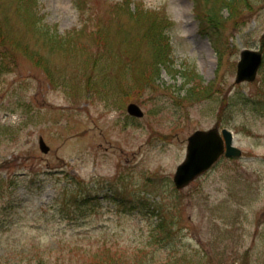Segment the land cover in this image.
<instances>
[{
	"label": "rangeland",
	"instance_id": "obj_1",
	"mask_svg": "<svg viewBox=\"0 0 264 264\" xmlns=\"http://www.w3.org/2000/svg\"><path fill=\"white\" fill-rule=\"evenodd\" d=\"M73 1L0 0V264H264V61L235 82L241 50L263 49L264 0ZM213 127L241 157L176 190L187 138Z\"/></svg>",
	"mask_w": 264,
	"mask_h": 264
},
{
	"label": "water",
	"instance_id": "obj_2",
	"mask_svg": "<svg viewBox=\"0 0 264 264\" xmlns=\"http://www.w3.org/2000/svg\"><path fill=\"white\" fill-rule=\"evenodd\" d=\"M260 63V53L248 50L243 51L237 66L236 81L253 80ZM127 110L133 116H142V112L134 104H130ZM221 133L222 137L216 129L196 131L188 138L186 158L177 166L173 177V182L177 189L185 187L197 176L209 169L223 153L227 157L240 155V150L232 146V134L225 129ZM40 148L45 153L48 151V147L42 139H40Z\"/></svg>",
	"mask_w": 264,
	"mask_h": 264
},
{
	"label": "trees",
	"instance_id": "obj_3",
	"mask_svg": "<svg viewBox=\"0 0 264 264\" xmlns=\"http://www.w3.org/2000/svg\"><path fill=\"white\" fill-rule=\"evenodd\" d=\"M215 1L221 4L222 7H224L229 13H232V14L236 13L237 11L241 12V10L250 9L252 5L251 4L252 0H215ZM148 19H151V18H148ZM149 28L151 30L153 29L152 23L149 24ZM158 32L153 31L151 37L148 36L149 44H151V46H153L154 48H157L160 43L161 45H164V46L167 45V42L165 40L161 42L160 37H162V35ZM163 56H164L163 53H157L156 61L163 62V59H162ZM38 60L39 59L35 61L38 62ZM85 203L86 201L84 199L75 198L73 200V206H75L76 210H83V206L85 205ZM141 252L142 251H138L137 253L121 254L118 252L104 251V253L102 254H94L93 257L89 259L82 260L81 262L78 261L77 264H132V260L135 261L134 258H136V255L140 254ZM12 259H14L13 255H12ZM24 259L28 260L29 263L27 264H58V260H56L55 262L45 261V259L40 257V251H26ZM71 260L72 259H70V261ZM14 262L18 264V261H14Z\"/></svg>",
	"mask_w": 264,
	"mask_h": 264
}]
</instances>
